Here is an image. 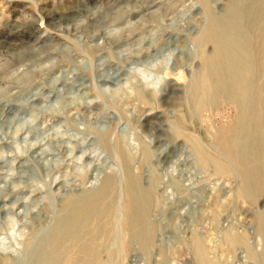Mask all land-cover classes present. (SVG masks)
I'll use <instances>...</instances> for the list:
<instances>
[{"label": "rangeland", "instance_id": "rangeland-1", "mask_svg": "<svg viewBox=\"0 0 264 264\" xmlns=\"http://www.w3.org/2000/svg\"><path fill=\"white\" fill-rule=\"evenodd\" d=\"M13 1L0 0V26L9 24L11 11L20 9L21 3ZM57 1L76 11L67 24L57 25L59 37L43 43L24 39L19 43L30 51L19 55L0 48V264L15 260L35 225L49 221L66 198L120 174L118 161L103 144L104 135L122 140L144 181L148 170L141 161L143 143L153 152L160 195L154 214L168 209L178 227L165 251L168 264H198L194 233L206 239L208 256L216 264H244L242 251L229 250L222 232L247 231L261 251V239L251 230L255 209L261 207H250L237 197L239 184L233 177L197 168L188 144L177 149L158 144L145 128L150 111L137 98L140 90L155 107L163 103L172 78L186 82L189 70L179 65V46L203 24L198 1ZM228 1L212 0L217 8ZM32 2L21 21L29 25L38 20L51 27L45 14L54 5ZM225 120L219 118L215 125H225ZM188 131L201 136L213 152L224 150L214 130L197 123ZM199 189L203 197L189 221L185 199ZM159 234L152 264H161ZM130 255L127 264H142L136 252Z\"/></svg>", "mask_w": 264, "mask_h": 264}, {"label": "bare ground", "instance_id": "bare-ground-1", "mask_svg": "<svg viewBox=\"0 0 264 264\" xmlns=\"http://www.w3.org/2000/svg\"><path fill=\"white\" fill-rule=\"evenodd\" d=\"M14 1L21 6L11 11L9 24L0 26V48L16 55L30 51L19 43L24 39L43 43L48 37H59L57 25L67 24L76 12L60 1L44 0L54 5L44 13L52 26L38 20L26 25L21 13L33 2ZM100 1L91 0L94 4ZM197 1L203 24L179 46V65L189 70L186 82L172 78L163 103L155 107L140 90L137 98L150 111L145 128L158 144L171 148L188 144L197 168L216 177H233L239 184L237 197L250 207H261L255 209L251 229L261 239V251L247 231L227 229L222 233L229 250L242 251L244 264H264V0H229L219 8L212 0ZM219 118L226 119L225 125H215ZM197 123L204 130L215 131L224 146L221 153L213 152L201 136L188 131L189 125ZM113 138L104 135L102 141L118 161L120 174L107 176L98 188L66 198L49 221L35 225L25 250L7 264H127L131 251L142 264H152L159 233L160 263L168 264L165 251L175 240L178 227L168 209L154 214L160 195L153 152L143 143L141 161L148 170L144 181L133 169L135 157L121 139ZM173 184L177 191L182 190L178 182ZM202 197V189L186 197L189 221L194 220ZM204 241L194 233L196 262L216 264Z\"/></svg>", "mask_w": 264, "mask_h": 264}]
</instances>
